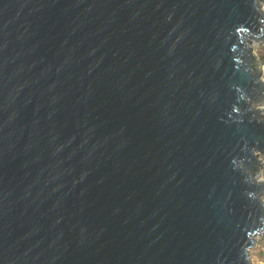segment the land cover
Instances as JSON below:
<instances>
[{
    "label": "water",
    "instance_id": "95a60500",
    "mask_svg": "<svg viewBox=\"0 0 264 264\" xmlns=\"http://www.w3.org/2000/svg\"><path fill=\"white\" fill-rule=\"evenodd\" d=\"M263 4L0 0V264H252Z\"/></svg>",
    "mask_w": 264,
    "mask_h": 264
},
{
    "label": "rangeland",
    "instance_id": "374dc122",
    "mask_svg": "<svg viewBox=\"0 0 264 264\" xmlns=\"http://www.w3.org/2000/svg\"><path fill=\"white\" fill-rule=\"evenodd\" d=\"M251 46L253 48V55L255 56L256 65L261 70L262 79L264 81V43L260 44L253 42ZM261 108L264 112V103H262ZM262 179H264V167L262 170ZM250 258L252 264H264V237L257 239L255 246L250 250Z\"/></svg>",
    "mask_w": 264,
    "mask_h": 264
},
{
    "label": "trees",
    "instance_id": "16d2710c",
    "mask_svg": "<svg viewBox=\"0 0 264 264\" xmlns=\"http://www.w3.org/2000/svg\"><path fill=\"white\" fill-rule=\"evenodd\" d=\"M263 65H264V63H263Z\"/></svg>",
    "mask_w": 264,
    "mask_h": 264
}]
</instances>
